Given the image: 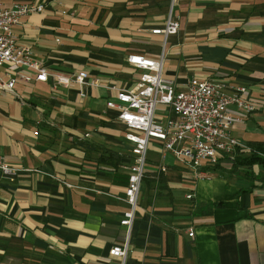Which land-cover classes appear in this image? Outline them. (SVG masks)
<instances>
[{"label": "crops", "instance_id": "obj_1", "mask_svg": "<svg viewBox=\"0 0 264 264\" xmlns=\"http://www.w3.org/2000/svg\"><path fill=\"white\" fill-rule=\"evenodd\" d=\"M44 2L15 28L18 40L50 71L85 70L100 86L50 77L0 88V157L19 169L13 179L0 171V264H120L109 250L126 240L134 155L108 86L135 88L143 70L128 56L159 59L165 49L164 73L178 87L193 78L222 80L227 92L246 86L256 109L230 105L244 114L231 132L264 143V0H179L180 29L166 42L152 31L165 25L170 0ZM158 111L163 121L171 115ZM229 168L205 166L198 180L153 139L126 264H264V183Z\"/></svg>", "mask_w": 264, "mask_h": 264}, {"label": "built area", "instance_id": "obj_2", "mask_svg": "<svg viewBox=\"0 0 264 264\" xmlns=\"http://www.w3.org/2000/svg\"><path fill=\"white\" fill-rule=\"evenodd\" d=\"M178 2L170 0L165 25L152 31L162 35L164 42L180 29V19L175 14ZM45 7L44 0L19 2L11 6L0 2V66L10 64L17 68L0 73V88L12 91L18 81H48L50 77L56 85L100 86L98 80L88 79L85 70L74 74L50 71L34 58L31 46L18 40L15 28L21 24L22 18L33 12H42ZM127 60L130 65L143 70L140 81L135 88L108 86L115 91L116 99L107 102L108 107L118 111V119L129 128L126 138L133 143L134 155L133 162L127 167L124 201L128 210L121 219V224L127 229L126 240L121 245L114 244L109 250L110 256L120 259V264H126L130 253L131 233L151 141L162 142L165 151L187 166L194 178L205 179L209 176L208 171L203 169L205 166L231 165L236 161L238 148L251 150L248 144L232 134L231 128L244 120V114L256 109L247 95V87L243 85L227 92L222 80L193 78L185 87H178L176 81L164 73L165 49L159 59L131 54ZM80 95L85 96L82 89ZM160 105L171 112L166 121L158 116ZM230 105H235L244 114L231 113L228 109ZM18 170L0 157V171L6 177L13 179ZM161 170L165 171L166 167L162 166ZM187 197L192 198V194ZM189 235H194L193 228L189 229Z\"/></svg>", "mask_w": 264, "mask_h": 264}, {"label": "trees", "instance_id": "obj_3", "mask_svg": "<svg viewBox=\"0 0 264 264\" xmlns=\"http://www.w3.org/2000/svg\"><path fill=\"white\" fill-rule=\"evenodd\" d=\"M251 148L250 151H246L244 149H237V157L236 161L230 165L229 170L237 171L240 167H244L245 176L252 179L258 180L264 183V176H259L256 174L254 167L262 166L264 168V143L261 142H251L248 144ZM110 155L114 154V152L109 151ZM212 206H210L211 208Z\"/></svg>", "mask_w": 264, "mask_h": 264}, {"label": "rangeland", "instance_id": "obj_4", "mask_svg": "<svg viewBox=\"0 0 264 264\" xmlns=\"http://www.w3.org/2000/svg\"><path fill=\"white\" fill-rule=\"evenodd\" d=\"M159 108L163 109V106L160 105ZM157 113H158V115H160V114H159V111H158Z\"/></svg>", "mask_w": 264, "mask_h": 264}]
</instances>
